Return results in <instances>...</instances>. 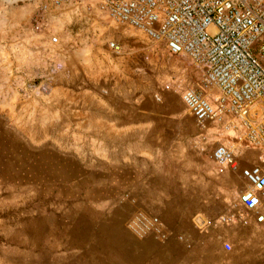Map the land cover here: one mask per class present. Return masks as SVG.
Returning a JSON list of instances; mask_svg holds the SVG:
<instances>
[{"label": "rangeland", "instance_id": "1", "mask_svg": "<svg viewBox=\"0 0 264 264\" xmlns=\"http://www.w3.org/2000/svg\"><path fill=\"white\" fill-rule=\"evenodd\" d=\"M111 41L120 45L119 53L109 48ZM257 57L264 66V58ZM201 77V70L186 57L172 55L163 44L112 21L96 0L62 5L51 0H0V264H80L82 254L69 252L63 240L65 213L85 188L69 180L76 176V167L63 160L64 152L71 150L67 146L78 138L69 132L71 117L63 103L68 95L92 100L104 114L151 112L152 117L145 118L151 124L141 126L142 132L153 141L166 138L168 143L184 144L185 151L198 152L220 174L211 159L219 142L210 140L176 92L180 82L194 86ZM171 110L181 114L167 119L166 125L154 117L155 112ZM108 132L106 137L112 135ZM237 134L223 136L228 142L220 143L233 142ZM217 172L209 198L224 204L226 214L214 216L234 225L245 214L237 201L241 186L232 178L224 191ZM181 175L178 166H169L168 191L150 205L125 195L131 210L124 229L128 231L126 222L133 212L145 210L157 215L169 234L176 231L180 246L171 252L216 253L213 242L198 246L192 240L194 227L200 224L204 229L210 220L192 213L197 203L193 194L208 192L207 177L201 172L197 180L181 182ZM198 202L202 205L203 198ZM83 251L98 264L123 255L118 247L107 245Z\"/></svg>", "mask_w": 264, "mask_h": 264}, {"label": "crops", "instance_id": "2", "mask_svg": "<svg viewBox=\"0 0 264 264\" xmlns=\"http://www.w3.org/2000/svg\"><path fill=\"white\" fill-rule=\"evenodd\" d=\"M193 87L199 89L200 81ZM185 88L187 85L182 81L176 85V92L182 93ZM63 103L71 117L69 132L78 135L67 146L71 150L64 152L63 160L76 167V176L69 180L79 181L82 187L85 185L81 193L72 198L71 208L65 213L63 240L69 252L76 249L82 254L80 264H98V260L93 262L87 255L83 256L85 247L98 245L115 246L123 251L119 259L111 258L106 261L107 264H264V219L257 222L256 214L247 211L237 199L245 214L234 225L220 222L214 214L223 213L225 216L226 208L224 204L212 202L209 198L215 186L217 170L202 159L198 152L185 151L184 144L168 143L166 138L164 141H153L149 134L142 132L141 126L151 124L145 119L152 117L151 112L128 109L104 114L95 109L92 100L78 94L68 95ZM154 114L161 125H166L167 119L176 118L181 113L171 110ZM200 127L205 129L211 141L219 142L215 146L225 144L220 143V140H225L223 136L232 135L234 131L238 133V130L228 133L218 122H208ZM108 131L112 133L110 137L105 135L110 133ZM225 141L228 142V139ZM260 154L258 149L243 146L237 153L240 167L259 163ZM169 166L181 169V182L197 180L201 172L205 173L208 192L193 194L197 203L192 213L210 220L205 224L206 227L203 226L204 229H201L200 224L194 227L192 240L198 246L213 242L218 252H171L170 248L180 246L175 241L176 231H171V235L165 229L167 238L164 241L152 236L138 239L125 231L123 223L127 211L131 210V204L124 196L133 197L146 205L155 200L158 202L169 188ZM224 170L220 167L224 191L233 182L240 183L239 193L245 189L246 184L239 171ZM200 197L203 198L202 205L198 202ZM258 212L264 214V205ZM127 232L135 240H131ZM225 243H231L229 251L224 249Z\"/></svg>", "mask_w": 264, "mask_h": 264}, {"label": "built area", "instance_id": "3", "mask_svg": "<svg viewBox=\"0 0 264 264\" xmlns=\"http://www.w3.org/2000/svg\"><path fill=\"white\" fill-rule=\"evenodd\" d=\"M75 1L80 0H51L54 5ZM96 3L112 21L137 30L149 42L163 44L170 54L186 57L201 70L200 88H185L181 100L200 126L218 122L226 131L240 128L233 142L215 146L211 158L222 169L239 171L246 187L238 200L262 222L264 214L258 211L264 205V66L257 54L264 58V0ZM108 46L120 52L118 43ZM249 145L261 152L259 163L240 167L237 153ZM126 227L138 239L167 238L159 217L145 210L133 212ZM223 246L231 249L228 243Z\"/></svg>", "mask_w": 264, "mask_h": 264}, {"label": "bare ground", "instance_id": "4", "mask_svg": "<svg viewBox=\"0 0 264 264\" xmlns=\"http://www.w3.org/2000/svg\"><path fill=\"white\" fill-rule=\"evenodd\" d=\"M231 132H232V130H228V133H231ZM233 133L236 134L235 131Z\"/></svg>", "mask_w": 264, "mask_h": 264}]
</instances>
